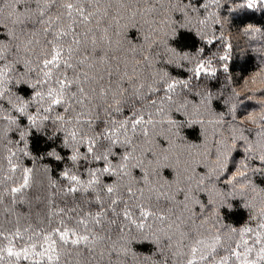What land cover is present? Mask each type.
<instances>
[{
    "label": "snow or ice",
    "instance_id": "6c2138e0",
    "mask_svg": "<svg viewBox=\"0 0 264 264\" xmlns=\"http://www.w3.org/2000/svg\"><path fill=\"white\" fill-rule=\"evenodd\" d=\"M261 16L0 0V264H264Z\"/></svg>",
    "mask_w": 264,
    "mask_h": 264
},
{
    "label": "trees",
    "instance_id": "16d2710c",
    "mask_svg": "<svg viewBox=\"0 0 264 264\" xmlns=\"http://www.w3.org/2000/svg\"><path fill=\"white\" fill-rule=\"evenodd\" d=\"M253 19L257 20L258 22H264V16H261V17H253ZM237 64H239V61H237Z\"/></svg>",
    "mask_w": 264,
    "mask_h": 264
}]
</instances>
